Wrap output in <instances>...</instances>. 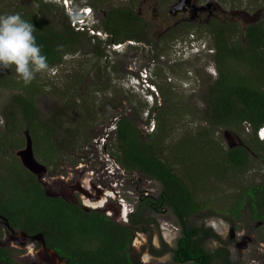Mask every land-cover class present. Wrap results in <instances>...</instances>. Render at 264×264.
Returning <instances> with one entry per match:
<instances>
[{"label": "trees", "instance_id": "16d2710c", "mask_svg": "<svg viewBox=\"0 0 264 264\" xmlns=\"http://www.w3.org/2000/svg\"><path fill=\"white\" fill-rule=\"evenodd\" d=\"M105 1L94 0L91 5L99 9L98 5ZM36 5L37 10L19 8L15 13L34 25L36 42L42 46L41 52L47 57V70L62 66L67 55L83 51V55L92 54L96 59L93 66L97 68L98 74L89 83L86 71L78 64L77 69L64 73L66 85L51 81L48 92L46 85L39 84L43 72L37 73L30 84L24 85L21 80L16 82L14 77H9L0 68V86H20V91L12 95L2 111L6 125L0 132V214L8 219L13 228L31 235L44 234L48 245L70 264H134L128 253L131 241L129 229L111 226L103 231V225L96 220L95 214L48 196L38 176L26 169L14 153V149L22 143L18 136L21 130L29 129L36 157L53 168L60 156L76 153L81 144L78 142L79 137L94 125L96 119L93 109L97 99L91 97L92 93H110L114 89L111 73L107 71L109 65L101 64L107 57L106 51L101 45L93 44L100 37L77 31L71 25L73 16L60 9L54 13L56 4L37 0ZM107 14L102 19V27L109 34L105 40L108 44L142 41L139 35L146 23L131 8L113 7ZM175 31L167 35L178 36L179 32L177 34ZM212 32V47L215 50L213 61L218 77L211 78L205 87L206 109L203 119L207 127L179 142L175 162L182 164L181 167L173 168L164 158V143L173 128L172 116L176 103L172 106L171 102H165L164 108L155 116V129L146 132L134 118L142 114L146 107L140 102L143 111L138 110L136 102H132L134 113L119 116L116 128L107 133L104 145L127 171H141L158 180L163 188L160 201L168 202L178 214L199 212L205 208V204L195 198L185 177L189 176L191 182L194 180L198 183L203 175L224 177L231 170L237 172L246 169L253 157L264 159V140L258 137V130L264 126V19L248 24L241 32L243 39L237 42L233 40L234 26H213ZM160 56L155 57L154 62H159ZM8 71L16 74L13 68ZM111 71L118 72V67L111 66ZM79 86L87 87L82 92L80 103L75 102L71 107L63 104L59 113L53 110L54 113L48 117L43 114L38 104L41 96L61 97V103L63 100L73 102L72 98H68V93ZM169 91L166 94L170 96ZM109 108L113 110L112 106ZM73 114L78 118L69 116ZM91 119L93 123L89 125ZM247 125L252 128V136L237 147L222 148L210 139V135L221 128L244 134ZM91 139L89 135L86 140ZM212 161L215 167L208 166V169L206 164ZM200 162L205 164L207 170L198 175L195 172ZM245 204L254 219L264 221V179L243 188L233 211L240 213ZM121 230L126 234L123 243L120 240L123 234L119 233ZM3 236L4 230L0 226V240ZM188 249L186 247L185 251ZM212 256L207 255V264H210ZM0 264H18L13 249L2 247L1 244Z\"/></svg>", "mask_w": 264, "mask_h": 264}, {"label": "rangeland", "instance_id": "374dc122", "mask_svg": "<svg viewBox=\"0 0 264 264\" xmlns=\"http://www.w3.org/2000/svg\"><path fill=\"white\" fill-rule=\"evenodd\" d=\"M36 1L37 0H0V14L15 13V11H17L19 8H31L37 10ZM44 1L56 4L57 9L54 12L55 14L59 12V9L60 11L65 10L67 14H69L67 11L68 9L65 7L63 2H56L55 0ZM71 1L73 2V6L71 5L73 10H80L84 7L93 8L95 21L98 23L97 28L103 30V32L105 30L102 27V19L105 16V12L113 7L131 8L136 14H143L146 17V27L139 35L142 38L141 42L143 43L139 44V46H134L135 48L127 46L123 49L115 50L105 41V39H103V37H100L99 40L94 41L93 44L101 45L106 51L107 57L101 61V64L109 65L107 71L108 74L111 73L110 76L114 89L110 93L101 92L96 93L95 95L92 93L91 97L95 96L97 99L96 107L93 109L96 120L93 121L94 125L89 127V130L83 132L79 137L78 142L81 144L79 145L80 147H77L76 153L72 154L73 156L65 155L63 157L64 160L66 159V162L64 163L73 162V160H76L78 163H84L83 165H85V163H91L97 165L96 167L99 168L100 171L104 169L100 163L103 164L106 162L110 164V167H115V162L117 164L119 162L113 160V156L110 154L111 151L105 147V142L108 135L107 133L115 129L113 124L116 123V120L119 118V116L122 114H133L134 111L132 104L134 102H136L135 104L138 105V110L143 111L141 109L143 107L141 105L142 103L144 107H146L145 111L140 115H135L134 118H136L140 128L146 131L145 126L147 123L151 122L152 118L159 115L161 112L160 110L165 106V102H171L170 105L172 106H174V103H176L173 111L174 114L172 116L174 124L171 133L164 143V158L169 161L173 168H180L182 164L175 162V151L179 147V142H181V140L190 135H196L198 132L207 127L206 122L203 119V111L206 109L204 92L206 83L211 78L216 79L218 77V70L216 68L215 62L213 61L214 53L203 52L201 55H191L189 58H181L177 55V53L174 52V47L178 41L187 40L189 35L192 33H194L198 38L203 39L207 46L212 47L213 37L210 36L209 33L204 29L197 27H191L190 29L183 28L182 30H178V36L172 34L171 36L169 35L170 37L168 38V35L164 34L163 37H159L160 32L166 27L165 23L172 22V20L168 19L169 22L167 21L164 23L165 18H168L167 14L170 6L175 3L176 0H106L104 3H100V5H98L99 9H95L91 5L94 0ZM221 1L225 10L228 11V13H223L222 17L227 18L235 23V33L233 39L235 42L243 39V33L241 32L248 24L256 23L264 19V0ZM232 1L235 2L233 8ZM157 10H160V12H157ZM156 12L157 14L164 16V18H162V22L157 20L158 18H156ZM238 30H241L240 34L238 33ZM173 35H175V37L171 38ZM137 42L139 43V41ZM144 44L147 45V48L144 47ZM148 45L151 46L149 47ZM212 48L214 49V47ZM159 54L161 55L158 60L159 62H154V58L159 57ZM95 62L96 59L92 54L83 55V51H79L74 55L69 54L65 57L64 64L59 66V68L43 71L39 84L46 85L45 89L48 92L51 81H56L62 86L66 85L64 73H68L71 69H77L78 64L83 66V70L86 71L89 83H91L95 80L96 75L98 74L97 68H94L93 66ZM111 66H117L118 72L111 71ZM146 66L151 71L152 82H154L159 91V98L157 99L156 103L157 105H151L148 103L141 91H139L137 88L130 87L126 83L128 78L134 75L138 76L139 71ZM8 69H4L8 76L11 78L14 77L16 82H20L17 74H11ZM86 88V86H79L72 89V91L68 93V98H72L73 102H66L67 100H63V103H61L59 102L61 97L53 98L51 95L46 94L39 98L38 104L43 110V114L48 117L50 114L54 113L53 110H57L56 113H59L63 104H69L68 106L71 107L75 105V102L80 103L79 100L82 97V92ZM89 88L91 89V87ZM19 91L20 86H0V132L4 130L6 125V120L2 113L3 108L10 100L12 95L18 93ZM166 91L171 92V95H167ZM85 95L86 94L83 96ZM158 102L160 103L158 104ZM110 106H112L113 110H110ZM114 110L117 111L115 112ZM149 111L152 112V115L151 112L148 115ZM69 116H73L75 119L78 118L75 114ZM93 122L91 119V123H89V125ZM25 130L26 129L21 130V135H18L21 139L20 143H22L16 148V150L14 149L15 154L17 150L25 147ZM245 132L246 133L244 134H239L230 129L221 128L216 132H213L210 135V139L214 140L217 144L219 143V147L227 149L231 148V145H240L244 139L251 138L252 128L250 126L247 125ZM89 135H91L92 139L88 141L86 139L89 137ZM109 147L112 148V145H109ZM108 153L112 158L108 155ZM216 155H214L215 159L217 158ZM68 157H70L71 160L67 159ZM81 158H85V160H81ZM108 159H111V161H108ZM38 160L40 159L38 158ZM40 161L42 162V160ZM208 166H212L214 168L215 164L213 161L212 163L208 162L206 167L208 168ZM206 167L203 162H200L198 167H196L195 174L201 175ZM58 170L60 169L53 167L50 169L47 175H43L42 178H40V180H43L42 182L49 190L51 188L53 189L54 187L56 188L57 186L56 177L58 173L61 172ZM125 175L126 177L124 176V179H121L120 182L123 184L128 182L126 183V190L122 191L126 194L124 198L127 201L126 203L131 208L136 206L141 191L143 195L149 194L154 197L158 196L161 191V185L158 182L149 180L139 173L127 172ZM214 175L215 174L210 175V177H205V175H203L198 183H196L194 180L191 182V178L189 176L185 177V179L187 180L192 193L195 195V198L199 202L205 204L202 214L199 217L193 219V223L194 221L198 222L200 220H206V222H211L216 227L219 225L223 228L224 233L222 234L223 237H225L228 232L230 233L228 226L226 225L228 223L226 218L231 217L230 210L237 203V199L240 197L243 188L253 183H260L264 179V159L253 157L250 160L249 165L243 171L234 172L231 170L226 173L224 177L222 175L219 177ZM138 184L140 192H137L134 186ZM246 210H243L242 220L237 224L239 226L238 231L240 233L243 232L241 230V224H245V216L247 214ZM167 214H169V210H167ZM171 218V223L173 222L174 225L178 227L177 220L173 218V216H171ZM139 239L141 238L139 237ZM256 239L254 236L249 237L246 245L247 247L242 251L244 254V264H258L255 261H252L251 257L261 256V258L264 260V247L259 245ZM0 244L4 247L13 249L14 259L18 264H34L35 261L31 258L30 253L33 251L31 245H29V247H25L22 244L12 240L11 237L5 234L0 240ZM136 244L137 247L135 248L134 256H137L140 252V249H138L140 248V243L136 241ZM215 246L216 243L210 242L207 246L208 251L211 249L213 250ZM236 255L237 254L234 252V256ZM161 262H165L167 264L171 263V254L165 256L160 260V262L156 260L152 261L153 264H160Z\"/></svg>", "mask_w": 264, "mask_h": 264}, {"label": "flooded vegetation", "instance_id": "af4514ba", "mask_svg": "<svg viewBox=\"0 0 264 264\" xmlns=\"http://www.w3.org/2000/svg\"><path fill=\"white\" fill-rule=\"evenodd\" d=\"M179 1L176 0L170 6L167 14L168 18H165L164 23L168 19L172 20V22L168 21L169 23H165L166 27L160 32L159 37H163L164 34L172 30L175 31V29L178 31L183 28L190 29L191 27L204 29L212 36L213 26L223 24L230 28L235 24L233 21L222 17V14L228 13V11L225 10L221 0H186V5L181 10L172 12ZM157 12H160V10H157ZM157 12L155 13L156 18L162 22L164 16L157 14ZM107 15V12H105L104 17L106 18ZM137 15L146 21V17L143 14L137 13ZM141 43L143 42L140 41L137 46ZM148 46L150 47L151 45ZM144 47L147 48V45L144 44ZM237 146L236 144L231 145L232 148ZM106 151L108 152V150ZM108 155L110 156L109 153ZM64 156H60L59 161L61 163L57 162L54 166V168L60 169L58 171L61 172H57L55 190L54 188L50 190L58 194L57 198L62 201L73 204L86 213L95 214L96 220L103 225V231L111 226H121L129 229L131 241L128 253L131 262L134 264H153L152 261L160 262L161 259L169 254H171V263L169 264H207L208 254H213L209 259L210 264H223V261L226 262L225 264H244L242 251L247 247L249 237L254 236L255 239L257 238L258 244L264 247V221L254 219L252 217L253 213L246 210V204L242 207L240 213L233 211L236 206H233L230 210L231 217L226 218L228 222L226 225L230 233L228 232L223 237V228L219 225L216 227L213 223L206 222V220L194 221L193 223V219L199 217L202 211L178 214L168 202L160 201L163 190L161 183L145 173L141 171L133 172L158 182L161 185V191L155 197L149 194L143 195L141 191L136 206L131 208L124 198L126 194L122 191L126 190V183L128 182L124 184L120 182L121 179H124V176L126 177L125 173L130 171H127L120 163L117 164L115 162V167H110V164L106 162L100 163L104 168L100 171L96 167L97 165L91 163L83 165L84 163L74 162V160L73 162L64 163L66 162V159H63ZM71 156L73 155L71 154ZM67 159L71 160L70 157ZM81 160H85V158H81ZM113 160L115 161L114 158ZM108 161H111V159H108ZM50 169L48 167V172L45 175L49 173ZM38 179L40 180L39 177ZM42 181L41 179L40 182L46 187ZM139 184L134 185L137 192H140ZM167 210H169V214H167ZM243 210H246L247 214L245 216V224L240 223L243 231L240 233L237 224L242 220ZM171 216L177 220L178 227L173 222L171 223ZM0 226L3 228L4 234L11 237L12 240L25 247L32 246L33 251L30 253L31 258L35 261L34 264H45L41 263L37 256L38 251L42 248L40 241H27L23 244V241L18 240V233L21 230L12 226L8 227L4 223H0ZM119 233H123L120 236V240L123 243L126 240V234L123 230ZM44 239L46 246L54 250L48 245L45 236ZM136 241L140 243V248H138L140 252L137 256H134L135 248L137 247ZM210 242L216 243V246L213 250L208 251L207 246ZM1 246L4 247L3 245ZM186 247L189 248L187 251H185ZM234 252L237 254L236 256H234ZM62 258L64 263L70 264L64 257ZM251 258L252 261L258 264H264L261 256ZM160 264L167 263L161 262Z\"/></svg>", "mask_w": 264, "mask_h": 264}, {"label": "clouds", "instance_id": "9594fccd", "mask_svg": "<svg viewBox=\"0 0 264 264\" xmlns=\"http://www.w3.org/2000/svg\"><path fill=\"white\" fill-rule=\"evenodd\" d=\"M33 30L19 13L0 14V68H13L24 85L49 68Z\"/></svg>", "mask_w": 264, "mask_h": 264}, {"label": "built area", "instance_id": "2783aa9c", "mask_svg": "<svg viewBox=\"0 0 264 264\" xmlns=\"http://www.w3.org/2000/svg\"><path fill=\"white\" fill-rule=\"evenodd\" d=\"M56 2H63L68 9V13L74 18L71 25L81 32H86L92 36L103 37L107 39L109 34L101 29H98V23L95 21V15L91 7H84L80 10H73V2L71 0H55ZM72 5V6H71ZM136 41H127L124 43H111L110 46L113 49H123L127 46H136ZM174 52L181 58H189L191 55L197 56L201 53H214V49L211 46H207L203 39L198 38L194 33L190 34L187 40L178 41L174 47ZM126 83L133 88H137L143 95L148 103L151 105H157V99L159 98V91L157 86L152 82V75L149 68L144 67L139 71L138 76H132L127 79ZM136 85V86H134ZM160 102H158L159 104ZM150 111L148 112V115ZM116 128V123L113 124ZM156 127V117L152 118L151 122L145 126L146 132H152ZM258 137L264 140V126L258 130Z\"/></svg>", "mask_w": 264, "mask_h": 264}, {"label": "water", "instance_id": "95a60500", "mask_svg": "<svg viewBox=\"0 0 264 264\" xmlns=\"http://www.w3.org/2000/svg\"><path fill=\"white\" fill-rule=\"evenodd\" d=\"M186 5V0H180L177 5L174 6L172 12H177L181 10ZM26 144L25 147L16 151L17 157L20 159L21 164L32 172L34 175L42 178L48 172V166L42 163L36 157L34 150V142L32 135L29 129H26L25 132ZM243 144V143H242ZM48 196L58 197L59 195L55 192L49 190L47 187L45 188ZM0 223H4L6 226L11 227L8 219L0 214ZM13 232H15L13 230ZM18 240L23 241V244L27 241L35 242L40 241L42 243V248L38 251L37 256L41 263L45 264H66L63 262V258L59 255L58 252L48 248L46 246V241L44 239V235L42 233L36 235H29L25 231H21L18 233Z\"/></svg>", "mask_w": 264, "mask_h": 264}, {"label": "bare ground", "instance_id": "6f19581e", "mask_svg": "<svg viewBox=\"0 0 264 264\" xmlns=\"http://www.w3.org/2000/svg\"><path fill=\"white\" fill-rule=\"evenodd\" d=\"M127 209V208H126Z\"/></svg>", "mask_w": 264, "mask_h": 264}]
</instances>
